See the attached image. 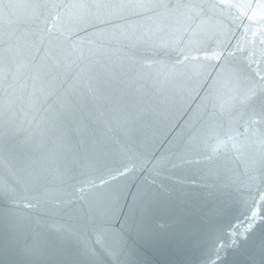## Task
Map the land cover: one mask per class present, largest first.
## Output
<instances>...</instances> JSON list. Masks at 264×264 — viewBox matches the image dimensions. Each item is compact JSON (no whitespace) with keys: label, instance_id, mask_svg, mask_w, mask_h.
<instances>
[{"label":"water","instance_id":"1","mask_svg":"<svg viewBox=\"0 0 264 264\" xmlns=\"http://www.w3.org/2000/svg\"><path fill=\"white\" fill-rule=\"evenodd\" d=\"M129 2L0 0V68H11L7 81L0 74V264H81L83 244L100 253L96 264H112L103 247H118L124 224L108 208L159 185L172 214L158 219L182 214L188 227L175 239L128 236L137 264H264V111L241 102L264 86V0L52 7ZM193 40L236 54L177 63ZM100 139L112 154L90 166ZM189 141L193 163L153 176L156 158ZM253 219L249 238L230 246ZM33 244L40 254L26 260Z\"/></svg>","mask_w":264,"mask_h":264},{"label":"snow or ice","instance_id":"2","mask_svg":"<svg viewBox=\"0 0 264 264\" xmlns=\"http://www.w3.org/2000/svg\"><path fill=\"white\" fill-rule=\"evenodd\" d=\"M227 4L228 0H222ZM237 6V5H231ZM52 7H69V8H81V9H125V8H181V7H199V5H184L180 3H153L152 0H135V2L129 3H78L70 5L54 4ZM242 7V6H241ZM264 7V6H262ZM106 22V21H105ZM102 31V30H101ZM203 40H193L190 42L191 47L187 52L181 50L180 54L183 59L178 60L177 63L184 64L188 62H196L197 66H203L206 61H221V59H227V57L235 56V51L227 52L225 56L224 50L217 48L209 49L204 47ZM241 50V49H237ZM201 54L203 60H201ZM216 68H223V64L214 65ZM11 71L10 65L5 62L3 67L0 68V74L3 75L5 81H7L9 73ZM260 79L264 81V76ZM207 104L215 106V98L211 95L204 98ZM241 102L248 105H258L262 111H264V86L251 87L247 90L241 99ZM229 139H232L231 137ZM226 141H219L217 146L213 148V151H217L222 147ZM191 141L180 145L177 144L175 148H170L166 153H162L155 159L149 171L153 176L167 175L175 169H180L185 165L193 163L192 160L187 158V153L191 150L189 145ZM127 145H119V151L124 152L127 150ZM112 154L111 147L102 139L96 140L92 148V156L88 163L90 166L102 163L105 158ZM135 167V165H133ZM133 167L125 166L123 170L117 169L116 175H109V179L115 180L117 175L123 176L133 170ZM255 179V178H254ZM260 179L264 181V173H262ZM107 180H102L101 183H107ZM155 183V181H153ZM98 187V186H97ZM80 192L84 191V188L79 189ZM171 195V190L165 188L163 185H159L157 189L138 191L135 198L124 205L127 210L121 207L119 200L112 203L108 208V211L113 215L120 214L123 218V230L119 237V245L116 248L103 247L102 254L111 259L112 264H137V253L135 247L128 242L127 237L135 235L137 238H155V239H175L179 233L184 231L187 227V218L182 214H176L171 223L158 219L159 215H171L172 209L170 206L162 205L161 195ZM26 207H31V204H26ZM256 221L253 219L252 223L245 230L244 233L239 234L238 239H233L230 246H238L240 240H247L249 235L254 231L256 227ZM50 228L61 234L68 233L71 235V230L64 225H50ZM98 242L100 237L97 238ZM260 250L264 253V237L259 242ZM40 249L33 244L32 246L24 247L21 251V255L28 260L40 254ZM100 253L95 248L87 244L82 245L80 252L81 264H96Z\"/></svg>","mask_w":264,"mask_h":264}]
</instances>
